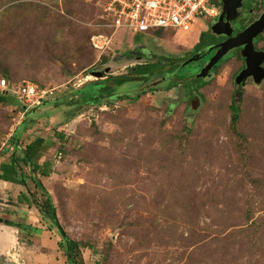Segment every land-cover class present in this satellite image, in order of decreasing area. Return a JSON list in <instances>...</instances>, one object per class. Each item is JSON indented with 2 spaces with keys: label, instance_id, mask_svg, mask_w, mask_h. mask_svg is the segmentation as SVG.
<instances>
[{
  "label": "rangeland",
  "instance_id": "obj_1",
  "mask_svg": "<svg viewBox=\"0 0 264 264\" xmlns=\"http://www.w3.org/2000/svg\"><path fill=\"white\" fill-rule=\"evenodd\" d=\"M109 2L0 0V79L48 92L32 105L10 92L18 102L0 101V163L9 175L17 157L25 180L0 178V218L29 227L0 221V254L19 264H264V77L235 89L236 48L207 77L192 75L194 61L167 75L190 52L181 42L214 17L177 38L171 27L132 37L114 29ZM263 4L242 0L235 27ZM211 32L195 49L214 42ZM109 34L103 52L94 49L92 37ZM36 138L35 177L50 215L77 242L74 262L57 224L35 206L46 195L21 154Z\"/></svg>",
  "mask_w": 264,
  "mask_h": 264
},
{
  "label": "built area",
  "instance_id": "obj_2",
  "mask_svg": "<svg viewBox=\"0 0 264 264\" xmlns=\"http://www.w3.org/2000/svg\"><path fill=\"white\" fill-rule=\"evenodd\" d=\"M107 7L117 15L112 23L114 29L125 26L132 37L137 32L159 27H171L176 33L186 31L205 14L213 17L219 11L216 0H110ZM109 41L111 34L95 35L92 37V46L102 50ZM5 84V80L0 79V86ZM17 92L32 105L39 103L47 90L34 83L24 82L18 85Z\"/></svg>",
  "mask_w": 264,
  "mask_h": 264
},
{
  "label": "water",
  "instance_id": "obj_3",
  "mask_svg": "<svg viewBox=\"0 0 264 264\" xmlns=\"http://www.w3.org/2000/svg\"><path fill=\"white\" fill-rule=\"evenodd\" d=\"M221 11L218 18L211 25V29L214 33L225 34L226 39L208 46V49H215L210 58L198 69L196 75L198 77H205L209 74V69L215 65L220 58L226 54L230 49L242 46L240 54L245 59V66L234 77V83L243 84L248 76H251L255 83L261 81L264 77V68L261 66V61L264 59V51L256 50L253 46V39L264 29V7L260 15L247 24L240 31L234 35H230L232 32V26L229 24L230 19L234 18L236 11L241 7L242 0H220ZM224 18V19H223ZM204 54H194L187 58L181 67L188 62L195 61L201 58ZM102 70H93L92 74L101 75ZM198 95H194V98L190 100V107L196 109L199 104ZM1 221V218H0ZM11 256L5 259V256L0 254V264H15L12 261Z\"/></svg>",
  "mask_w": 264,
  "mask_h": 264
},
{
  "label": "trees",
  "instance_id": "obj_4",
  "mask_svg": "<svg viewBox=\"0 0 264 264\" xmlns=\"http://www.w3.org/2000/svg\"><path fill=\"white\" fill-rule=\"evenodd\" d=\"M201 40H199L195 47H198V43L200 42ZM157 57V56H156ZM157 60L155 61L154 64H157L161 61V58H156ZM172 59H175V58H172ZM174 66V65H173ZM184 69V67H181L180 70ZM177 70V69H176ZM178 71V70H177ZM174 72L175 74L177 73ZM2 73L4 75H7V73L2 70ZM173 73V72H172ZM143 74H145L143 76ZM149 74L147 71L144 72V73H141V75L143 77H146L148 78V75ZM174 76H177V77H181V75H175ZM171 75V73H170ZM172 85H167L166 88H170ZM15 89V87H11L10 90H1L0 91V101H3V102H9V103H14V102H18L16 99H13L11 97H8V93H14L12 90ZM8 91V92H7ZM15 94V93H14ZM231 109H232V119L235 120V117H236V112H237V106L235 104H231L230 105ZM70 115H72V113H68ZM19 136V129H17L14 134H13V139H14V144L15 142L17 141V138ZM40 144H41V140H39V138H36L34 140H32L31 143H28L27 145L24 146V149L22 150V154H21V159L23 162H26L27 164H30L31 165V170H32V177L34 179V183L37 187H39L41 189V191L46 195L45 197V203L44 204H38L35 203V206L37 207H41L40 209L42 210V212L48 216L49 218H51V221L54 223V224H57V227L60 229L61 233L63 232L59 226V224L57 223L56 221V217H55V214L54 213H51L50 215V212L49 211H52V208H53V205H52V200H51V197L49 195V193L46 191V189L44 188V186L38 181L37 177H35V173H34V169H39V166L36 165L37 163H34L36 161L33 160V158H37L39 156V152H40ZM12 162H13V171L11 172V174L9 175H6L5 172L3 171L4 170V163H0V178L2 180H6V181H10L14 184H25V180H24V176H23V173L20 172V169H19V160L17 157H12ZM48 172V168L47 166H42L40 168V171L39 173L42 174V175H46V173ZM19 198H21L22 196V199L25 201L27 199V195L26 193H23V192H19ZM10 224H13V225H16L18 228L20 229H25V228H29L27 224H24V223H17V222H13V221H9ZM63 234V237H64V242L63 243H59V245H63L64 246V252H65V255H66V259L70 262H74L75 258H74V255H75V248L77 247V242L75 240H72L70 238H68L65 233H62ZM12 261H15V260H12ZM77 262V261H76ZM76 264H81V263H76Z\"/></svg>",
  "mask_w": 264,
  "mask_h": 264
},
{
  "label": "flooded vegetation",
  "instance_id": "obj_5",
  "mask_svg": "<svg viewBox=\"0 0 264 264\" xmlns=\"http://www.w3.org/2000/svg\"><path fill=\"white\" fill-rule=\"evenodd\" d=\"M216 2H218V3H220L221 4V1L220 0H216ZM256 8V7H255ZM255 8H251V11L253 10V9H255ZM263 9V8H262ZM221 11V10H220ZM220 11L217 13V15L214 17V19L210 22V24H208V29H207V31H209V32H211L212 31V29H211V25H212V23H214L215 21H216V19L218 18V15L220 14ZM250 11V10H249ZM262 12V10L258 13V14H256L255 16H252V17H249L248 19H244L243 20V22H244V24H243V22L240 24L241 26L240 27H235V23H234V19L232 18V19H230V21H229V24L232 26V32H231V36L232 35H234L235 33H237L238 31H240L242 28H244L247 24H249L252 20H254V19H256L259 15H260V13ZM224 19V18H223ZM243 24V25H242ZM211 33H213V32H211ZM213 35H215V40H214V42L213 43H211L210 45H212V44H215V43H218V42H220V41H222V40H224V39H226L227 38V36L225 35V34H217V33H213ZM264 36V29L253 39V46H254V49H256V50H263L264 51V49L263 48H261V47H259V45H258V41H260L261 39H262V37ZM209 45V46H210ZM209 47H204V48H202V49H193L192 51H190L189 53H187L188 54V56L187 57H185V59H182V61H180L181 59H179L177 62H176V64L174 65V68H172V69H170V71H168L167 72V75H170V73L169 72H173L174 73V71L176 70V69H179V68H181V64L187 59V58H189L190 56H192V55H194V54H198V55H201V54H204L201 58H199V59H197V60H195L194 62H198L199 64V68H198V66H197V68L198 69H200V67L210 58V56H212V54L214 53V51H215V49L213 48V49H208ZM242 48V46H238V47H236V50H237V59L240 61V65H239V69L237 70V72H236V74L241 70V69H243L244 68V66H245V59H244V57H242L241 56V54H240V49ZM232 49H234V48H232ZM186 54V55H187ZM225 55V54H224ZM223 55V56H224ZM222 56V57H223ZM222 57L220 58V60L216 63V64H218L220 61H223V59H222ZM188 63H191V62H188ZM187 63V64H188ZM187 64H185V65H187ZM215 64V65H216ZM215 65H213L210 69H209V74L212 72V70H213V68L215 67ZM261 66L262 67H264V59H263V61H261ZM182 67H184V66H182ZM196 68V71L198 70ZM196 71H194V73L192 74L193 76L196 74L195 72ZM209 74H207V76H209ZM235 74V75H236ZM235 75H234V77H235ZM207 76H205V77H207ZM165 77L166 76H160V78L158 79V80H154L153 82H151V83H156V82H158V81H160V80H162V79H165ZM246 79H250V80H252V78H251V76H248ZM253 81V80H252ZM244 84V83H243ZM243 84H241V83H239V84H236V83H234V78H233V85L235 86V89L237 90V91H239L240 90V87L243 85ZM194 95H196V94H193L192 96L193 97H191V95H190V97H189V105H191V103H190V100L191 99H193L194 98Z\"/></svg>",
  "mask_w": 264,
  "mask_h": 264
},
{
  "label": "crops",
  "instance_id": "obj_6",
  "mask_svg": "<svg viewBox=\"0 0 264 264\" xmlns=\"http://www.w3.org/2000/svg\"><path fill=\"white\" fill-rule=\"evenodd\" d=\"M197 21H199V20H197ZM196 21V22H197ZM193 27V25L191 26V28ZM190 28V29H191ZM206 28H208V27H206V23H204V24H202V25H200V27L198 28V33H197V35H196V37H195V39L193 40V41H191V42H189V41H180L181 43H186L185 44V46H187L186 48V50H190V51H192L193 49H195L196 47H195V45H196V43L199 41V40H201L202 39V33L203 32H205V31H207V29ZM190 29H188V31H179L178 33H175V34H173V36L174 37H178L179 35H183V34H185L186 33V35H189L188 34V32H189V30ZM181 39V38H180ZM4 219V218H3ZM4 222H8L7 221V219H4Z\"/></svg>",
  "mask_w": 264,
  "mask_h": 264
},
{
  "label": "clouds",
  "instance_id": "obj_7",
  "mask_svg": "<svg viewBox=\"0 0 264 264\" xmlns=\"http://www.w3.org/2000/svg\"><path fill=\"white\" fill-rule=\"evenodd\" d=\"M219 4V11L221 10V4L220 3H218ZM263 7H264V4H263ZM263 10V9H262ZM218 11V12H219ZM217 15V14H216ZM215 15V16H216ZM215 16H213V17H215ZM112 33H113V31H112ZM95 49V48H94ZM98 51V50H97ZM102 52H103V50H101ZM185 66V65H184ZM1 79H4V78H1ZM5 80V79H4ZM5 82H6V80H5ZM25 81H23V82H21L20 84H23ZM20 84H18V85H20ZM18 85L15 87V89H13L12 91L16 94V95H18L19 96V94H18V92H17V87H18ZM38 86V85H37ZM38 87H40V86H38ZM40 88H44V87H40ZM0 89L1 90H3V91H5V90H10V87H8V84H7V82H6V84H5V86H0ZM48 93V92H47ZM46 93V94H47ZM45 94V95H46ZM20 98H22L21 96H19ZM44 98V97H43ZM42 98V99H43ZM41 99V100H42ZM27 103V102H26ZM28 104V103H27ZM28 105H31V104H28ZM4 146V145H3ZM10 146H8V148H9ZM6 148V147H5ZM1 221H3L4 222V220H3V218H1ZM8 223H10L9 221H8ZM7 225H10V226H16V225H13V224H7ZM17 227V226H16ZM11 256V255H10ZM12 258V257H11Z\"/></svg>",
  "mask_w": 264,
  "mask_h": 264
},
{
  "label": "bare ground",
  "instance_id": "obj_8",
  "mask_svg": "<svg viewBox=\"0 0 264 264\" xmlns=\"http://www.w3.org/2000/svg\"><path fill=\"white\" fill-rule=\"evenodd\" d=\"M11 257H12V256H11ZM17 259H19V258H17ZM14 263H15V264H19L20 262L18 263V262H15V261H14Z\"/></svg>",
  "mask_w": 264,
  "mask_h": 264
}]
</instances>
